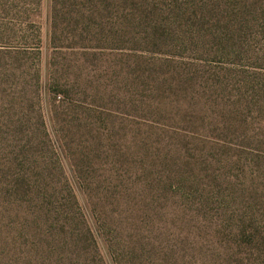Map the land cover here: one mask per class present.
I'll use <instances>...</instances> for the list:
<instances>
[{"label":"rangeland","instance_id":"rangeland-1","mask_svg":"<svg viewBox=\"0 0 264 264\" xmlns=\"http://www.w3.org/2000/svg\"><path fill=\"white\" fill-rule=\"evenodd\" d=\"M0 264H264V0H0Z\"/></svg>","mask_w":264,"mask_h":264},{"label":"trees","instance_id":"trees-1","mask_svg":"<svg viewBox=\"0 0 264 264\" xmlns=\"http://www.w3.org/2000/svg\"><path fill=\"white\" fill-rule=\"evenodd\" d=\"M122 1V0H121ZM122 19L120 20V23H121Z\"/></svg>","mask_w":264,"mask_h":264}]
</instances>
